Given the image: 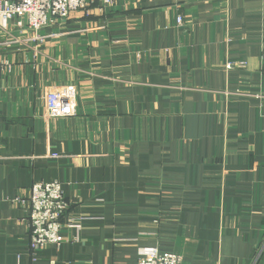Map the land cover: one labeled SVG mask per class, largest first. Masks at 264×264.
Instances as JSON below:
<instances>
[{"label": "crops", "instance_id": "crops-1", "mask_svg": "<svg viewBox=\"0 0 264 264\" xmlns=\"http://www.w3.org/2000/svg\"><path fill=\"white\" fill-rule=\"evenodd\" d=\"M38 35L0 31V264H264V0H125ZM67 85L76 113L48 117ZM49 182L79 228L32 253L18 200Z\"/></svg>", "mask_w": 264, "mask_h": 264}, {"label": "built area", "instance_id": "built-area-1", "mask_svg": "<svg viewBox=\"0 0 264 264\" xmlns=\"http://www.w3.org/2000/svg\"><path fill=\"white\" fill-rule=\"evenodd\" d=\"M125 0H0V31L15 28L33 36L39 44L43 39L39 32L59 23H65L75 13H83L86 18L94 11L106 13ZM177 23L181 25L183 18ZM228 67H232L229 65ZM13 66L8 61L0 62V77L11 74ZM77 89L73 85L59 86L49 90L46 95V115L66 117L76 113ZM27 207L30 251L50 245L60 246L65 242L61 235L64 226L79 228L68 218L70 202L67 200L62 184L59 182L36 183L30 188L29 196L18 200ZM137 264H187L176 253H161L157 248L142 249Z\"/></svg>", "mask_w": 264, "mask_h": 264}]
</instances>
